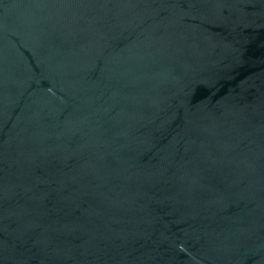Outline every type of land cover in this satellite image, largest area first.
<instances>
[{"label": "water", "instance_id": "95a60500", "mask_svg": "<svg viewBox=\"0 0 264 264\" xmlns=\"http://www.w3.org/2000/svg\"><path fill=\"white\" fill-rule=\"evenodd\" d=\"M0 264H264V0H0Z\"/></svg>", "mask_w": 264, "mask_h": 264}]
</instances>
